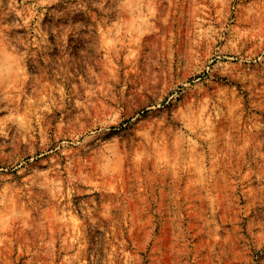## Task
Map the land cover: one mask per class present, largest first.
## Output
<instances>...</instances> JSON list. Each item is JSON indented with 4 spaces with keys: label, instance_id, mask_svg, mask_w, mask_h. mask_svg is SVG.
Listing matches in <instances>:
<instances>
[{
    "label": "rangeland",
    "instance_id": "374dc122",
    "mask_svg": "<svg viewBox=\"0 0 264 264\" xmlns=\"http://www.w3.org/2000/svg\"><path fill=\"white\" fill-rule=\"evenodd\" d=\"M0 264H264V0H0Z\"/></svg>",
    "mask_w": 264,
    "mask_h": 264
}]
</instances>
